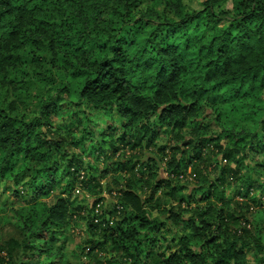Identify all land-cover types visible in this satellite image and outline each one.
Wrapping results in <instances>:
<instances>
[{
  "label": "trees",
  "instance_id": "obj_1",
  "mask_svg": "<svg viewBox=\"0 0 264 264\" xmlns=\"http://www.w3.org/2000/svg\"><path fill=\"white\" fill-rule=\"evenodd\" d=\"M226 1L187 11L183 0H0V75L50 94L44 115L65 96L75 106L111 107L121 119L109 146L112 156L132 153L115 162L127 174L121 216L94 223L105 209L96 212L97 197L86 221L90 251L113 253L103 264H246V248L264 262V0L219 8ZM47 119L26 123L0 107V181L16 196H36L15 210L16 236L0 239V264H68L56 232L81 207L63 195L76 183L99 187L90 163L70 152L83 138L69 140L72 124L49 133ZM197 120L205 125L182 137ZM165 131L177 142L159 148L167 157L161 178L157 162L138 154ZM189 169L188 193L179 177ZM62 179L65 192L53 194ZM161 194L171 205L153 217L149 206ZM167 225L187 232L167 254L155 252Z\"/></svg>",
  "mask_w": 264,
  "mask_h": 264
},
{
  "label": "rangeland",
  "instance_id": "obj_2",
  "mask_svg": "<svg viewBox=\"0 0 264 264\" xmlns=\"http://www.w3.org/2000/svg\"><path fill=\"white\" fill-rule=\"evenodd\" d=\"M200 1L202 0H183L186 10L192 11L200 9ZM145 5L150 4V0H144ZM232 0H228L222 3L219 8L228 9L231 7ZM13 76L0 75V107L7 110L11 116L21 119L24 122H30L35 120L38 124L44 122V117H49L45 123V128H48L49 133H63L66 130L68 124H72L75 129L74 133L70 136L69 140L77 142L80 137L83 138L81 143L77 144V147H71L70 152H74L85 163H90L92 166L91 173L99 181V187L91 188L84 187L79 183H76L69 192L62 190L66 179L59 180L55 185L52 193L61 194L65 192L63 196H68L70 202L73 203V207H81L78 214L73 216L67 224H63L61 229L56 232V243L63 246V251L68 259V264H103L112 256L113 253H96V251H90V247L86 246L85 240L87 237V216L92 201L101 197L99 205L104 207V216L100 218L98 212L94 215V223L104 219L109 220L110 224L115 222L120 215L121 207L119 203L118 191L123 187L127 181V174L120 172L116 168L115 162L127 161L132 153L127 149H119V151L112 156L110 149V142L118 143L117 139L123 132L120 125L121 119L118 114L114 112L111 107L104 108H92L86 104H79L77 106L71 104L65 96H59V98H53L55 102L54 108H49L47 115H44L45 106L51 101L50 94L46 93L39 85L32 81L19 82L12 78ZM264 99V90L262 92ZM204 120H197L186 126L183 131L182 137H187L191 134V129L197 127H203L205 125ZM43 124V123H42ZM40 130H43V126H38ZM218 130V126H214V131ZM199 130L198 133L203 137H209L211 133H202ZM211 132V131H209ZM175 131L172 133L169 131L162 132L160 136L155 140L154 144L150 147L145 146V141L141 147V153L138 154L140 160L153 159L157 162L156 174L158 177L166 178V165L167 157L159 152V148L169 143H176ZM211 144H208L209 150ZM74 155V157H76ZM105 155L109 158H105ZM103 170H107L105 174H102ZM85 171L79 173V179H82ZM193 173L186 172L185 175H180V180H183V185H187L186 192L194 187ZM27 177H23L21 181H27ZM22 184V183H21ZM21 184L16 189H21ZM10 183L6 181H0V239H6L11 236H16V224L18 215L15 214V210L22 207L25 203L33 201L36 196L33 193L15 195L9 188ZM63 186V187H62ZM141 186L137 183L136 188ZM24 190V189H23ZM110 191V192H109ZM260 191H255L253 194H259ZM233 195V190L227 191V196ZM144 196V195H143ZM147 194H145V197ZM160 201L151 203L150 211L153 217H163L162 210L168 208L171 205L172 199L166 194L159 195ZM231 198V197H230ZM99 210V209H98ZM115 215H114V212ZM109 212H112L110 214ZM100 213V212H99ZM101 214V213H100ZM188 214H185V217ZM99 218V219H98ZM255 215L251 216L252 222L257 221ZM53 228V227H52ZM187 232V228L184 225H167L158 234L159 242L155 249L162 253H168L173 249L178 236ZM99 237V234H97ZM59 237V238H58ZM58 238V239H57ZM165 238V239H164ZM34 241V238H31ZM36 243L43 248L44 242L36 241ZM96 256L93 257V254ZM246 264H264L261 261L259 254L255 253L253 248H246ZM56 262V260H54ZM52 262V261H51ZM131 264V263H123ZM136 264V263H132Z\"/></svg>",
  "mask_w": 264,
  "mask_h": 264
},
{
  "label": "built area",
  "instance_id": "obj_3",
  "mask_svg": "<svg viewBox=\"0 0 264 264\" xmlns=\"http://www.w3.org/2000/svg\"><path fill=\"white\" fill-rule=\"evenodd\" d=\"M98 206H99V204H98L97 207H96V211H97V209H98Z\"/></svg>",
  "mask_w": 264,
  "mask_h": 264
}]
</instances>
